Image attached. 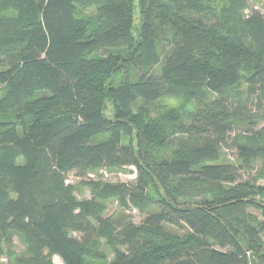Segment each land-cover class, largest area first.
Returning a JSON list of instances; mask_svg holds the SVG:
<instances>
[{
  "label": "trees",
  "instance_id": "16d2710c",
  "mask_svg": "<svg viewBox=\"0 0 264 264\" xmlns=\"http://www.w3.org/2000/svg\"><path fill=\"white\" fill-rule=\"evenodd\" d=\"M103 167L137 177L79 200ZM260 181L248 0H0V264H264Z\"/></svg>",
  "mask_w": 264,
  "mask_h": 264
},
{
  "label": "rangeland",
  "instance_id": "374dc122",
  "mask_svg": "<svg viewBox=\"0 0 264 264\" xmlns=\"http://www.w3.org/2000/svg\"><path fill=\"white\" fill-rule=\"evenodd\" d=\"M249 4L254 7L255 9L259 10L262 14H264V0H248ZM162 105L165 106V110L176 108V109H182L184 107H188L184 103V101H174V100H163ZM229 158L235 162L234 154L233 152L228 153ZM260 167V164L255 165L256 170H258ZM128 172H121L118 170H111L109 168H98L93 171H91L85 178H79L74 174L69 175L68 177V183L75 186V195L79 200H86L91 199L93 194L91 188L82 186V182L90 183V184H105L107 182L109 183H133L137 177V171L136 168L131 167ZM256 174V171L252 173H245L242 174L241 179L249 180L250 177L254 176ZM261 185H264L263 181H260ZM263 195H257L256 197L258 200L264 201ZM255 198V197H254ZM107 206V209L105 211L106 216H110L116 212L119 211V205L117 202H110ZM250 212L254 213L255 215L259 216V218L262 219L261 213L259 211H256L255 209H250ZM132 216L133 221L136 224L141 223L145 216L141 213H139L137 210H131L128 212ZM15 248L19 254H22L24 251V247L20 244L19 241H16ZM54 264H63L60 257L55 256L53 258ZM2 262L4 264H8L7 259H3Z\"/></svg>",
  "mask_w": 264,
  "mask_h": 264
}]
</instances>
